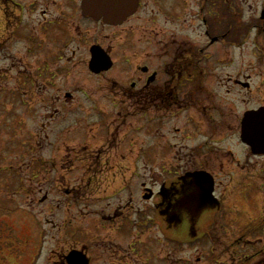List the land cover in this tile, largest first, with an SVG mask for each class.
I'll use <instances>...</instances> for the list:
<instances>
[{"label": "flooded vegetation", "instance_id": "1", "mask_svg": "<svg viewBox=\"0 0 264 264\" xmlns=\"http://www.w3.org/2000/svg\"><path fill=\"white\" fill-rule=\"evenodd\" d=\"M82 1L0 0V125L10 130L24 125L21 113L30 129L39 111L46 114L43 125L49 113L53 122L60 121L76 99L65 91L69 67L89 65L91 50L99 48L109 69L93 74L87 65L88 77L107 76L103 92L113 99L111 112L140 115L143 175L152 178L141 183L137 202L126 180L120 189L97 197L98 155L92 168L79 170L77 186L64 188L69 197L77 194L79 205L103 208L89 213L94 223L107 227L110 220H120L117 234L125 232L124 214L136 210V250L110 240L100 246L117 247L108 250L111 258L151 264L141 241V229L150 222L163 225L165 232L186 228L190 244L259 235L264 222V0L260 7L250 0H136L133 14L117 25L83 16ZM99 30L107 34L104 46L97 41ZM248 44L251 57H242ZM53 187L60 193L51 186L46 198ZM141 204L148 205L149 214ZM197 252L189 264L202 263L203 253ZM93 256L82 244L63 250L54 264H78L81 258L93 264ZM166 256L167 264L177 260L174 250ZM241 260L248 264L247 258Z\"/></svg>", "mask_w": 264, "mask_h": 264}, {"label": "rangeland", "instance_id": "2", "mask_svg": "<svg viewBox=\"0 0 264 264\" xmlns=\"http://www.w3.org/2000/svg\"><path fill=\"white\" fill-rule=\"evenodd\" d=\"M260 3L261 0H250L249 5L260 7ZM249 17L245 18L250 20ZM106 35V32L98 31L97 41L103 46ZM246 46L247 51L242 50V57H251L252 46ZM66 51L70 54L71 47ZM87 65L88 62L85 66L69 67L71 75L65 79V91L72 92L76 99L68 104L71 111L61 113L60 121L53 122L49 113L50 121H44V126L42 116L46 114L39 111L34 113L30 129L29 120H25V114L21 113L19 122L24 125L17 124L11 130L5 124L0 125V264H54L63 250L82 244L94 254L93 264H140L143 261L135 257L125 260L111 258L112 252L108 250L114 251L115 247L108 243L100 246V241L110 240L125 249L133 244L136 250L140 243L134 242L139 236L132 225L133 219L136 222L138 217L134 215L136 210L124 214L127 215L125 232L117 234L116 229L122 223L120 220H110L107 227H101L100 221L94 223L92 218L95 217L89 213L91 210L100 212L103 208L99 205L85 208L76 202L75 192L69 197L64 190L71 191L77 186L75 180L79 170L92 168L91 164L95 162L100 164L95 168L103 171L93 183L100 191L97 197H102L103 190L120 189L126 180L132 193L130 196H135L133 199L137 202L141 183L152 182L149 173L143 175L142 160H146V155L141 153L140 147V115L111 112L109 108L113 99L106 98L103 92L107 88V76L88 77ZM259 79L253 82L259 84ZM92 90L96 93H91ZM94 123H102V126ZM93 131L98 134L94 135ZM146 140L147 144H152L148 136ZM105 142L110 143L109 148L103 145ZM112 148L114 150L109 151ZM98 155H101V162L95 161ZM146 163L147 167H152L151 163ZM124 170L126 178L121 175ZM51 186L60 188V193H56L53 187L46 198L45 193ZM136 202H133L135 209ZM142 207L149 214L148 205L141 204L139 208ZM153 223L141 229L145 233L141 241L147 255L146 263L167 264L170 260L166 254L174 250L177 258L174 264H189L187 259L194 262L197 251L203 253L201 264H244L243 258L248 259V264H264V222L259 227V235L241 237L234 242L222 239L194 244H190L186 228L177 233L165 232L163 225ZM231 243L233 247L226 249ZM98 249L102 254L99 257L95 255ZM255 254L257 256L253 258ZM160 256L165 260L161 261Z\"/></svg>", "mask_w": 264, "mask_h": 264}, {"label": "water", "instance_id": "3", "mask_svg": "<svg viewBox=\"0 0 264 264\" xmlns=\"http://www.w3.org/2000/svg\"><path fill=\"white\" fill-rule=\"evenodd\" d=\"M136 0H83L81 3L82 14L95 21H102L106 25L121 24L128 16L133 14ZM107 57L99 48L91 50L89 71L93 74L109 69ZM150 198L147 196L145 199ZM70 258H74L73 255ZM78 264H88L85 259H80Z\"/></svg>", "mask_w": 264, "mask_h": 264}]
</instances>
